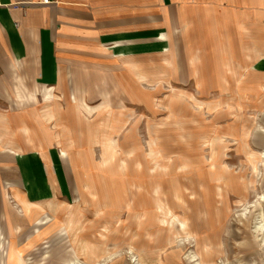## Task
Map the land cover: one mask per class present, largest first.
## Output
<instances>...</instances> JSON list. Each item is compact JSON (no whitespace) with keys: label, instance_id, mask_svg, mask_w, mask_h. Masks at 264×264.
Wrapping results in <instances>:
<instances>
[{"label":"rangeland","instance_id":"1","mask_svg":"<svg viewBox=\"0 0 264 264\" xmlns=\"http://www.w3.org/2000/svg\"><path fill=\"white\" fill-rule=\"evenodd\" d=\"M205 15L171 48L64 69L53 98L0 101V151L34 155L43 189L0 177V264H264V0L247 53L239 18Z\"/></svg>","mask_w":264,"mask_h":264},{"label":"crops","instance_id":"2","mask_svg":"<svg viewBox=\"0 0 264 264\" xmlns=\"http://www.w3.org/2000/svg\"><path fill=\"white\" fill-rule=\"evenodd\" d=\"M205 14L237 25L239 18V45L245 53L252 50L248 0H0V101L22 107L53 98L54 89L45 91L43 85L60 83L64 69L102 68L110 61L171 48L180 31L197 22L205 26ZM255 50L264 51L260 46ZM0 163L10 166H0L4 181L21 186L31 181V192L42 195L34 155L0 151Z\"/></svg>","mask_w":264,"mask_h":264},{"label":"built area","instance_id":"3","mask_svg":"<svg viewBox=\"0 0 264 264\" xmlns=\"http://www.w3.org/2000/svg\"><path fill=\"white\" fill-rule=\"evenodd\" d=\"M44 3H49V0H44Z\"/></svg>","mask_w":264,"mask_h":264},{"label":"bare ground","instance_id":"4","mask_svg":"<svg viewBox=\"0 0 264 264\" xmlns=\"http://www.w3.org/2000/svg\"><path fill=\"white\" fill-rule=\"evenodd\" d=\"M133 258H135V256H134ZM192 259H193V258H192Z\"/></svg>","mask_w":264,"mask_h":264}]
</instances>
